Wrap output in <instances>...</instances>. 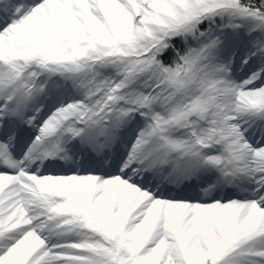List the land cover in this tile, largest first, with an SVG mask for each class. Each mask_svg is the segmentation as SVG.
I'll return each mask as SVG.
<instances>
[{
	"label": "snow or ice",
	"instance_id": "obj_1",
	"mask_svg": "<svg viewBox=\"0 0 264 264\" xmlns=\"http://www.w3.org/2000/svg\"><path fill=\"white\" fill-rule=\"evenodd\" d=\"M0 264H264V0H0Z\"/></svg>",
	"mask_w": 264,
	"mask_h": 264
}]
</instances>
